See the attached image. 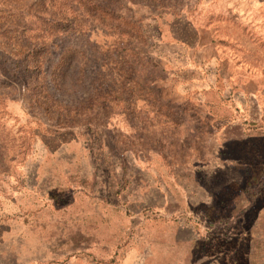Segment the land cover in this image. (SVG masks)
Returning a JSON list of instances; mask_svg holds the SVG:
<instances>
[{
  "label": "rangeland",
  "instance_id": "obj_1",
  "mask_svg": "<svg viewBox=\"0 0 264 264\" xmlns=\"http://www.w3.org/2000/svg\"><path fill=\"white\" fill-rule=\"evenodd\" d=\"M100 1L151 35L137 81L92 22L24 71L35 0H0V264H264V2Z\"/></svg>",
  "mask_w": 264,
  "mask_h": 264
},
{
  "label": "trees",
  "instance_id": "obj_2",
  "mask_svg": "<svg viewBox=\"0 0 264 264\" xmlns=\"http://www.w3.org/2000/svg\"><path fill=\"white\" fill-rule=\"evenodd\" d=\"M66 1L63 4L61 0H35L34 19L36 20L29 23L28 27L20 32L19 41L13 46L15 47L14 54L17 57L16 64L24 65V71L35 70L37 73H41L44 68L43 54L49 48L50 39L70 31H84L92 22L107 30H112L117 35L119 54L122 59L133 61L130 64L133 76L131 81H137L139 77L137 71L139 70H137L138 66L134 68V64H142L143 59H146V63L149 60L153 61L148 58V50L145 48L151 39L148 31L137 24L134 18H130L131 16L128 17L125 13L104 5L100 0H68V3ZM67 11L74 17H69ZM158 18L161 20L160 15ZM20 26L21 24H18V27ZM157 29L162 31L159 25H157ZM160 34L162 38L163 34ZM134 38L140 40L144 50L134 47ZM140 53L144 57H140ZM253 179L264 185V163L253 169L251 180Z\"/></svg>",
  "mask_w": 264,
  "mask_h": 264
},
{
  "label": "crops",
  "instance_id": "obj_3",
  "mask_svg": "<svg viewBox=\"0 0 264 264\" xmlns=\"http://www.w3.org/2000/svg\"><path fill=\"white\" fill-rule=\"evenodd\" d=\"M253 1H255L256 3H261V2H264V0H253ZM264 38V35H263V33H261L260 34V36H257V39H262V37ZM263 91H261V93H262ZM258 91H256V93L255 94H253V98H252V96H251V103H252V111H251V117H252V119L255 121L254 123H259V120H261L262 118H258V116H260V110H262L264 107V104H263V106H262V104L260 103V100H259V96H258ZM264 93V92H263ZM264 101V100H263ZM263 107V108H262ZM263 111H264V109H263ZM255 124V125H256Z\"/></svg>",
  "mask_w": 264,
  "mask_h": 264
}]
</instances>
